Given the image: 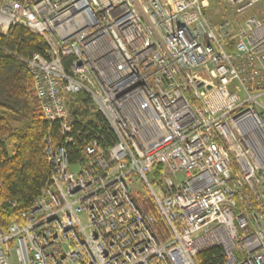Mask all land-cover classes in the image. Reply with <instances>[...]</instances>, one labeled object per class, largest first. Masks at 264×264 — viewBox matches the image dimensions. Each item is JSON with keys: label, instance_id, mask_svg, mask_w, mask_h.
Instances as JSON below:
<instances>
[{"label": "built area", "instance_id": "2783aa9c", "mask_svg": "<svg viewBox=\"0 0 264 264\" xmlns=\"http://www.w3.org/2000/svg\"><path fill=\"white\" fill-rule=\"evenodd\" d=\"M222 1L220 23L210 0L0 1L2 34L23 26L48 45L24 61L64 141L47 137L49 182L0 222V264H199L212 247L221 264H264V0ZM80 93L117 141L72 159Z\"/></svg>", "mask_w": 264, "mask_h": 264}, {"label": "trees", "instance_id": "16d2710c", "mask_svg": "<svg viewBox=\"0 0 264 264\" xmlns=\"http://www.w3.org/2000/svg\"><path fill=\"white\" fill-rule=\"evenodd\" d=\"M1 1V0H0ZM214 5L216 0H210ZM216 5H219L218 3ZM35 53L47 56L44 38L23 26H12L9 34L0 32V222L5 227L21 210L30 208L50 180L52 165L45 153L46 139L59 143V124L45 119L33 89V78L24 61ZM89 97L80 93L71 104L76 118L77 144H67L75 159L84 141L98 138L104 148L117 139L105 117L97 112L88 116ZM162 171L158 167L155 176ZM145 210L155 215L154 230L168 237V228L149 196L140 197ZM222 247H212L198 256L199 264H221Z\"/></svg>", "mask_w": 264, "mask_h": 264}, {"label": "rangeland", "instance_id": "374dc122", "mask_svg": "<svg viewBox=\"0 0 264 264\" xmlns=\"http://www.w3.org/2000/svg\"><path fill=\"white\" fill-rule=\"evenodd\" d=\"M227 9H228V7L226 8L225 2L222 1L219 5L210 6L209 10H207V14H208V16H209V18H210V20L212 22L220 23V22H223L224 20H226L229 17L230 11L229 10L227 11ZM88 111H89L88 112V116L94 114V112L91 111L90 107H89ZM74 169H76V167H74ZM163 173L165 175L166 172H161L158 177L155 176L154 177V181L158 182V183L161 182V180L163 179ZM175 178H178V180L183 179V177L181 175H177ZM136 186H137L138 190L140 191L139 195L141 197H145L146 198L147 196H149V194L146 191V188L144 186H142L140 184H138Z\"/></svg>", "mask_w": 264, "mask_h": 264}, {"label": "bare ground", "instance_id": "6f19581e", "mask_svg": "<svg viewBox=\"0 0 264 264\" xmlns=\"http://www.w3.org/2000/svg\"><path fill=\"white\" fill-rule=\"evenodd\" d=\"M77 158V157H76ZM70 160H71V158H70ZM72 161V160H71Z\"/></svg>", "mask_w": 264, "mask_h": 264}]
</instances>
